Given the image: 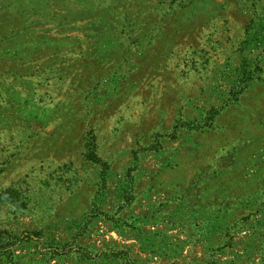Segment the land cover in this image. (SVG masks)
<instances>
[{
  "label": "rangeland",
  "instance_id": "1",
  "mask_svg": "<svg viewBox=\"0 0 264 264\" xmlns=\"http://www.w3.org/2000/svg\"><path fill=\"white\" fill-rule=\"evenodd\" d=\"M0 264H264V0H0Z\"/></svg>",
  "mask_w": 264,
  "mask_h": 264
},
{
  "label": "trees",
  "instance_id": "2",
  "mask_svg": "<svg viewBox=\"0 0 264 264\" xmlns=\"http://www.w3.org/2000/svg\"><path fill=\"white\" fill-rule=\"evenodd\" d=\"M223 202H226V201H223Z\"/></svg>",
  "mask_w": 264,
  "mask_h": 264
}]
</instances>
